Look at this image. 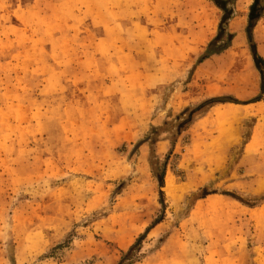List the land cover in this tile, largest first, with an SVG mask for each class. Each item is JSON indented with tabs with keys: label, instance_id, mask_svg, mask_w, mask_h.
Segmentation results:
<instances>
[{
	"label": "rangeland",
	"instance_id": "1",
	"mask_svg": "<svg viewBox=\"0 0 264 264\" xmlns=\"http://www.w3.org/2000/svg\"><path fill=\"white\" fill-rule=\"evenodd\" d=\"M230 3L0 0V264H117L139 238L125 264H264V96L176 120L259 94L254 0Z\"/></svg>",
	"mask_w": 264,
	"mask_h": 264
},
{
	"label": "trees",
	"instance_id": "2",
	"mask_svg": "<svg viewBox=\"0 0 264 264\" xmlns=\"http://www.w3.org/2000/svg\"><path fill=\"white\" fill-rule=\"evenodd\" d=\"M263 15H264V0H254V3L252 4L251 11L249 14V25H248L247 31H248V37H249V40L251 43L252 53H253V56L255 59V64L261 73V84H260L259 94L254 99L249 100V101H242V100H239V99L232 97V96L209 97V98H206L205 100H203L202 102H200L194 106L193 105L188 106L185 108V110L182 112V114H180L176 118V120L178 121V127L180 128V130H185L188 126H190L194 122V120L197 116L206 113L207 111H209V109L211 107L218 105L220 103L233 102V103H240V104H248L251 102L259 101L263 98V96H264V56H262L258 52L257 42L254 40V35H253V30H254L257 22L263 17ZM208 56H209V54H206L205 58H207ZM158 129L161 130L160 134H161V132L166 130L164 128H162V129L161 128H153L152 131L149 133V135L143 141H150L151 145L156 144L159 141V137L155 138L151 134H153V132H156V130H158ZM163 173H164V170L162 171L161 174L156 173L157 177L160 180L161 187L164 186V184H163ZM160 193L162 195L161 204L164 208L166 206L165 200H164V191L160 190ZM207 194H209V192ZM159 221L160 220H157L155 222V224ZM140 241H141V239L139 238L136 241V243L130 248V250L127 253H125L124 257L117 264H125V260L131 259V257L135 253V250L138 248ZM62 246H63L62 243L55 246L52 249L53 250L52 252H54L58 248H61ZM48 255L49 254H47L45 256H48Z\"/></svg>",
	"mask_w": 264,
	"mask_h": 264
},
{
	"label": "crops",
	"instance_id": "3",
	"mask_svg": "<svg viewBox=\"0 0 264 264\" xmlns=\"http://www.w3.org/2000/svg\"><path fill=\"white\" fill-rule=\"evenodd\" d=\"M237 4V3H236ZM235 4V5H236ZM263 17H264V15H263ZM262 17V18H263ZM261 18V19H262ZM260 19V20H261ZM232 21H233V19L231 18L230 20H229V25H231V23H232ZM256 42H257V48H258V52L262 55V56H264V54H263V52H261V48H260V45L258 44V41L256 40ZM220 105H223V106H233V107H236L237 105H240L239 103H233V102H226V103H220V104H218V105H215V106H213V107H211L210 109H209V111H207L205 114H203V115H199V116H197L196 117V119H195V121H194V123L192 124L193 126H191V127H193L194 128V126H196L197 125V123H198V120H201V122H203V124H205V123H208V122H218L219 120H214V118H212V116H213V114L212 113H214V111L216 110V109H218V107L220 106ZM214 117V116H213ZM191 127L189 128V129H191ZM217 128H218V125H217ZM228 130H230L229 132H227ZM212 132H214V127H208V126H205V128L203 129V130H201V131H199V133H212ZM234 133V131H233V128L232 127H228V128H226L224 131H222L221 132V135H219L218 137H220V138H222V142L223 143H229V144H231V145H235L236 143H238L239 141H240V138L238 137V136H235V137H232L231 135ZM220 138H213V139H211V141L209 140L208 142H214V141H218ZM248 143V142H247Z\"/></svg>",
	"mask_w": 264,
	"mask_h": 264
},
{
	"label": "bare ground",
	"instance_id": "4",
	"mask_svg": "<svg viewBox=\"0 0 264 264\" xmlns=\"http://www.w3.org/2000/svg\"><path fill=\"white\" fill-rule=\"evenodd\" d=\"M245 1L246 0H239L238 5L239 6L243 5ZM231 26H232V28L235 31H239L240 32L242 30V27H243V20L238 17V18H236L235 20L232 21ZM239 34L236 36V43H237L238 47L240 48L241 45L244 44V39H243L244 37H243V35H239ZM247 57H248V55H247V53H245L244 58L246 59ZM216 112H217V114H218L219 117H221L223 115L226 116L229 113H233L232 111L220 112V110H217ZM229 131L230 130H228L227 132H229ZM167 178H168V190H169L170 194L173 195L174 192H175V188H174V186L172 184L173 177L171 175H169Z\"/></svg>",
	"mask_w": 264,
	"mask_h": 264
},
{
	"label": "water",
	"instance_id": "5",
	"mask_svg": "<svg viewBox=\"0 0 264 264\" xmlns=\"http://www.w3.org/2000/svg\"><path fill=\"white\" fill-rule=\"evenodd\" d=\"M218 5H220L221 7H225L226 4L224 3L223 0H214ZM232 17H230L228 14H225V16L223 17L222 19V23L226 22L227 24H229V20L231 19ZM229 19V20H228Z\"/></svg>",
	"mask_w": 264,
	"mask_h": 264
},
{
	"label": "flooded vegetation",
	"instance_id": "6",
	"mask_svg": "<svg viewBox=\"0 0 264 264\" xmlns=\"http://www.w3.org/2000/svg\"><path fill=\"white\" fill-rule=\"evenodd\" d=\"M224 1H225V4H226L227 6L231 4V3H230V0H224ZM225 9L227 10L228 7H225Z\"/></svg>",
	"mask_w": 264,
	"mask_h": 264
}]
</instances>
